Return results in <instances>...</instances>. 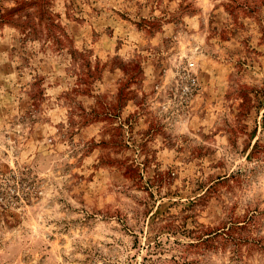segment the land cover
<instances>
[{"label":"rangeland","instance_id":"374dc122","mask_svg":"<svg viewBox=\"0 0 264 264\" xmlns=\"http://www.w3.org/2000/svg\"><path fill=\"white\" fill-rule=\"evenodd\" d=\"M0 264H264V0H0Z\"/></svg>","mask_w":264,"mask_h":264}]
</instances>
